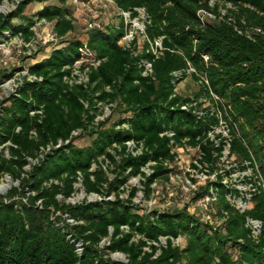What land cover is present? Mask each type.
<instances>
[{
	"label": "trees",
	"instance_id": "trees-1",
	"mask_svg": "<svg viewBox=\"0 0 264 264\" xmlns=\"http://www.w3.org/2000/svg\"><path fill=\"white\" fill-rule=\"evenodd\" d=\"M15 1L19 3L14 10L0 13V42L16 36L30 40L31 28L41 19L54 23L57 36L75 31L67 0L51 5L48 0H0V6ZM210 1L115 0L121 10L145 9L150 18L146 34L150 39L163 37L164 50L158 59L146 53L134 57L118 44L123 23L117 28L103 26L88 35V47L100 64L91 69L86 87L64 83L68 68L80 59L81 44L76 36L28 66L29 74L40 81L24 82L16 95L0 105V177L8 175L19 183L0 195V264H264V231L254 243L244 225L246 217L264 223L261 188L242 214L220 198L217 212L224 209L229 216L215 231L187 208L143 212L132 201L135 190L128 198H120L124 192L120 187L137 176L142 166L171 157L170 139L161 134L174 132L176 142L189 138L195 144L209 128L179 108L171 109L182 99L169 100L170 74L185 69L187 63L205 71L212 89L231 104L247 145L235 140L232 152L250 160V151L264 178V0H213V6ZM34 3L40 5L37 11L26 15L27 6ZM219 6L226 8L225 15L202 26L197 11L219 16ZM249 26L260 28L263 35L249 40L234 30ZM203 55L209 58L206 67ZM141 59L152 62L154 80L141 76ZM13 72H0V82ZM100 102L118 103L126 116L101 126L93 124ZM33 110L42 114L32 116ZM117 124L129 127L116 129ZM80 129L90 137L88 145L77 146L72 139L22 176L27 159L35 158L41 147L68 140ZM31 131L36 137H30ZM257 136L262 143H257ZM129 140L142 142L147 152L137 158L126 155L124 144ZM202 150L209 151L204 146ZM106 161L114 165L116 173L109 182L101 170ZM78 173L84 193L99 195L102 200L66 203L75 193ZM164 173L156 167L147 178V198L148 185ZM112 194L113 199H104ZM65 216L74 224L67 223ZM160 237H167V242L157 254L153 243ZM176 237H182L183 247L172 246L170 238ZM77 243H81V253ZM112 253L124 255L127 263L112 260L108 256Z\"/></svg>",
	"mask_w": 264,
	"mask_h": 264
},
{
	"label": "built area",
	"instance_id": "built-area-1",
	"mask_svg": "<svg viewBox=\"0 0 264 264\" xmlns=\"http://www.w3.org/2000/svg\"><path fill=\"white\" fill-rule=\"evenodd\" d=\"M72 1L77 4L78 8L80 4L82 8L87 10L92 6L101 7V9L105 8L106 5L112 7L114 9V15L119 18V22L123 23L124 33L118 42L123 51L129 52L134 57L141 55V53H146L152 55L154 59H158L162 55L164 50L162 44L163 37L150 39L146 34V28L150 24V18L144 8L121 10L117 7L115 0ZM18 3V1H15V3H7V5H10L12 10H14ZM210 5H214L213 0L210 1ZM227 8H230V5H227ZM226 11V9L222 11L219 9V16H217L212 11L198 10L196 15L203 26L205 23L221 19ZM0 13H4L3 10H0ZM96 17H98V15ZM87 19L85 25V37L82 39L80 37L78 38L81 44L78 48L80 59L68 68L69 75L64 77V83L69 87H86L89 83V73L91 72V69L96 68L100 64V61L95 57V53L88 47L87 40L89 33L101 29L103 25L101 24V21L98 22V20H95V17H91V15H89ZM40 21L51 26L52 34L49 41L52 43L53 49L60 48L66 40L69 41L75 36L73 33L64 36H57L54 32V23L41 19L36 21L31 28L33 36L30 40L25 41L21 36H16L14 38L4 39L0 42V63L3 65H14V68L9 69L10 72L14 69L13 74L0 83V105L11 95H16L17 90L24 84V82L40 81V79L29 74L28 66H26V64L15 66V62H19V58H23L24 62H26V60H31L32 63H34L48 57L49 52L44 57H37L38 40L36 38L37 33L35 27ZM119 22L115 25V28H117ZM234 30L238 34L244 35V37L249 40H254L255 36L263 35L261 29L258 27L249 26L241 29L235 27ZM58 44L59 46H57ZM14 49H16V51H14ZM51 49L52 48H50V50ZM202 60L206 67L209 64L208 56L203 55ZM139 67L142 69L141 76L143 78H151L154 80L151 61L141 59ZM170 76L173 88L169 100L176 97L182 99V101L177 103L171 109L179 108V110L192 115L197 120L205 122L209 128L201 137L196 138L195 144H191L189 138H184L179 142H176L174 139V132L161 134L160 136L166 135V137L170 139L169 148L171 157L169 159L160 158L158 161H149L142 166L140 168V173L137 176L130 177L124 186L120 187V190H123V193H126L125 197H122L121 194L120 198H128L129 193L135 190V196L132 198V201L136 204L134 199L137 192L145 195L147 188L145 183L147 178L153 175L156 167H160L165 170V173L162 176L155 178L148 185L149 196L148 198L145 196V207H141L142 211H151L156 208L155 206L157 203H153V199L151 198V194L153 193L152 186H155L158 181L161 183H167L168 187L172 185L179 190L178 198L180 204L187 205L192 199V202L195 204L192 209H188L190 213L196 215L193 209L197 206H200L205 211L215 209L216 214L214 216L207 214L204 220H202L204 224H208L215 231L225 225L229 216L228 211L224 209H220L217 212L216 206L219 203L220 198H223L225 203H227L233 211L239 214L245 213L251 207V199L258 189L261 188L264 191V180L259 165L249 150L251 157L250 160L240 159L232 152V144L235 140H239L245 148H247V145L241 137L238 122L235 119L231 104L212 89L207 73L203 70H197L190 63H187L185 69L173 71ZM187 79H193V81H195L198 86V91L189 97H181L179 90ZM105 91L109 92V87H106ZM114 104L116 103L105 105L101 102L98 103L92 123L99 125L100 123L108 121L111 109H114L115 107ZM100 105H104L102 112L98 107ZM35 114L41 115L42 111L33 110L30 112V115L32 116ZM124 116H126V114L119 118ZM117 119L118 118L115 120ZM128 127L127 124L116 125V129L127 130ZM17 131H19V128H17ZM82 134H84V131L80 129L72 132L68 140H58L55 144L50 143L45 147H41L35 158L27 159V165L23 167L22 176H25L30 171L32 165L38 164L42 161L48 153L66 146L72 139H75L76 141V139L81 137ZM30 137H36L34 131L30 132ZM124 145L126 155L134 158L147 152V149L140 141L129 140L125 142ZM202 146L207 147L209 150L208 153L202 150ZM5 157H9L7 152ZM116 159L119 160V157L117 156ZM92 170H94V166L92 167ZM6 178L9 180L10 177ZM130 179H139V187L129 188L128 184ZM80 184L81 191L84 192L82 177L78 173L77 180L74 183L75 193L78 191L77 187H80ZM104 187H106L105 184ZM112 195L105 197L104 199H113L114 197H112ZM85 196L87 201L94 202L96 200H102V197L96 194H85ZM60 199L61 197H58L59 201ZM78 203L80 202L78 201L76 204ZM70 204L75 205V203ZM37 206L41 208L40 201L37 203ZM57 215H59V213H57ZM65 218L67 223L71 225L74 224L73 220L68 219L67 216H65ZM208 221L210 222L208 223ZM244 225L249 231L250 239L254 243H258L261 234L264 231V223L260 220L246 217ZM123 229L126 230V228L122 227V230ZM221 231L223 232L224 230L221 229ZM102 242L103 243L101 244H104L105 240ZM166 242L167 237H160L158 243H153L158 248L157 254L159 253V248L164 247ZM170 242L174 247H183L184 243L182 237L170 238ZM80 244L81 243L76 244L79 253L82 251Z\"/></svg>",
	"mask_w": 264,
	"mask_h": 264
},
{
	"label": "rangeland",
	"instance_id": "rangeland-1",
	"mask_svg": "<svg viewBox=\"0 0 264 264\" xmlns=\"http://www.w3.org/2000/svg\"><path fill=\"white\" fill-rule=\"evenodd\" d=\"M49 4H58V0H48ZM39 3H34V4H30L27 6L26 10H25V14L26 15H33V13H35V11H37V9L39 8ZM66 5L69 7L70 11H71V15H72V19L74 21V27H75V31L73 32V35H75L76 37H80L81 39L85 37V25L87 23V17L89 15H91V17H95V20H98V22L101 21V24L106 27V26H110V28L115 27V25L119 22V18L114 15V9L110 6H105V8L101 9V7H89V10L84 9L81 7V5L79 4V8L77 6V4L75 2H73L72 0H67ZM220 11L225 10L226 8L224 6L220 7ZM0 10H3L4 13L10 12V10H12V7L10 5H7L6 2H4L1 6H0ZM98 15V17H96ZM38 23V22H37ZM35 31L37 33V40H38V53H37V57H44L48 54V50H50V48L53 49L52 43L49 41V38L51 36V26L49 24H45V22L40 21L36 27H35ZM72 35V36H73ZM59 46V44L57 45ZM14 51H16V49H14ZM19 62H15V66H21L23 64H26V66H29L30 64H32L31 60H26V62H24L23 58H19L18 59ZM14 68L13 64H6L3 65L0 63V72H7L9 71V69ZM1 83V82H0ZM198 91V86L196 85L195 81H193V79H187L184 81L183 85L181 86L179 93L181 95V97H189L193 94H195ZM105 105V104H104ZM104 105H100L99 110L102 112V108L104 107ZM115 107L114 109H111V113L108 117V119L110 120L109 122L113 121L115 118H119L120 116H122L123 113H121V110L118 109L117 105L118 103L114 104ZM104 125V123H100V126ZM242 137V136H241ZM258 142L257 143H262L261 138L259 136L256 137ZM90 140V137H88L87 133L82 134L81 137H78L75 141V144L77 146H85L88 145ZM262 145L264 146V144L262 143ZM2 152L1 148H0V153ZM4 155H6L7 150H3ZM8 155V153H7ZM94 169H96V166H94ZM101 170L104 172V175L107 179V182L111 181L112 179H114L115 174L114 173V165L109 164V162H105V163H101ZM261 172V171H260ZM6 177L9 176H1L0 177V195H5L12 187H17L19 185L18 182L13 181L11 178H9V181L7 180ZM263 177V176H262ZM264 180V178H263ZM129 184L128 187L132 188V187H139V179L137 180H129ZM9 185V186H8ZM3 186H7L6 189H3ZM105 186H107L105 184ZM9 187V188H8ZM153 188V193L151 194V198L153 199V203L156 202L157 205L155 206L156 208L153 209L154 210H161V211H171V210H180L183 208H187V209H192L193 205L195 203L191 201L187 204V205H183L179 203V190L175 187H173L172 185H170V187H168L167 183H161V182H157V184L155 186H152ZM78 191H76V193L73 195V197L69 200H67L66 202L68 204L70 203H77L78 201H84L87 200L85 193L81 191V184L80 187H77ZM126 193H122V197H125ZM112 197H114L112 195ZM146 197L145 195H143V193H139L137 192L136 197L134 199V201L136 202V204L140 207H145L144 205V201H145ZM62 199H60L61 201ZM155 205V204H154ZM153 205V206H154ZM165 208V209H164ZM196 213V215H194L196 218H198L200 221L204 220V218L206 217L207 214H209L210 216H214L216 214V210H209V211H205L204 209H202L200 206H197L193 209ZM190 213V212H189ZM192 214V213H190ZM214 219V218H211ZM210 221H208L209 223ZM103 243V242H102ZM105 244V243H104ZM81 245V244H80ZM112 260L115 261H120L123 263H127L124 255L119 254V253H112L110 255H108Z\"/></svg>",
	"mask_w": 264,
	"mask_h": 264
},
{
	"label": "bare ground",
	"instance_id": "bare-ground-1",
	"mask_svg": "<svg viewBox=\"0 0 264 264\" xmlns=\"http://www.w3.org/2000/svg\"><path fill=\"white\" fill-rule=\"evenodd\" d=\"M9 181V180H8ZM10 182V181H9ZM9 186V185H8ZM7 188V186H3V189H6ZM9 188V187H8ZM1 189V188H0Z\"/></svg>",
	"mask_w": 264,
	"mask_h": 264
}]
</instances>
